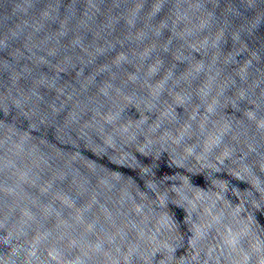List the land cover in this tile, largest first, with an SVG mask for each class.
<instances>
[{"label": "clouds", "instance_id": "obj_1", "mask_svg": "<svg viewBox=\"0 0 264 264\" xmlns=\"http://www.w3.org/2000/svg\"><path fill=\"white\" fill-rule=\"evenodd\" d=\"M0 264H264V0H0Z\"/></svg>", "mask_w": 264, "mask_h": 264}]
</instances>
